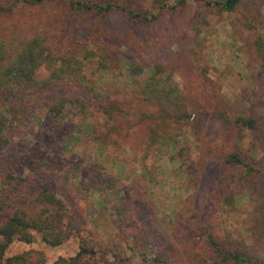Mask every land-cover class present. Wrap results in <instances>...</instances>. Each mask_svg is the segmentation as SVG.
Here are the masks:
<instances>
[{"label":"rangeland","instance_id":"rangeland-1","mask_svg":"<svg viewBox=\"0 0 264 264\" xmlns=\"http://www.w3.org/2000/svg\"><path fill=\"white\" fill-rule=\"evenodd\" d=\"M108 1L124 10H81L68 0L0 10V35L38 36L57 60L83 63L78 80L36 90L26 116L15 118L7 100L0 102L5 150L26 156L17 168L2 164L0 186L6 172L19 176L17 193L8 195L19 203L52 190L72 220L71 236L59 245L33 233L29 244L13 240L5 255L30 248L50 264L73 256L83 239L97 264H151V255L163 264H246L215 253L211 235L220 251H244L264 263V0H241L232 11L195 0ZM52 63L35 77L46 79ZM153 66L184 95L189 112L161 155L148 146L156 109L133 90ZM52 102L62 106L47 117L45 103ZM110 102L125 114L111 105L115 116L105 119ZM248 109L261 132L244 130L235 139L218 113ZM233 154L240 164L222 162ZM247 167L259 171L257 208L247 192L254 182L241 180ZM229 192L232 211L218 203Z\"/></svg>","mask_w":264,"mask_h":264},{"label":"trees","instance_id":"trees-1","mask_svg":"<svg viewBox=\"0 0 264 264\" xmlns=\"http://www.w3.org/2000/svg\"><path fill=\"white\" fill-rule=\"evenodd\" d=\"M41 1L43 0H11L10 3H4L0 0V10H10L23 2L38 3ZM195 1L209 5L214 4L224 11H232L241 0ZM68 2L71 7L81 10H88L92 7H96L99 11L111 8L124 10L122 5L108 0H68ZM184 2L185 0H175V4ZM163 6L164 4H160L158 8ZM151 17L153 15H150L148 18ZM42 45L44 44L38 36L22 38L0 35V102L4 99L7 100L8 109L15 118L23 115L26 116L30 112L31 104L37 99L35 93H38V91L36 90L47 86L57 79L76 81L83 73V63L79 59L76 57H66L57 60V57L54 58L46 46L44 45L43 47ZM255 46L258 47V43L257 45L255 43ZM52 60V67L47 78L38 80L35 77V71L42 66H50ZM97 62L104 69L108 67L102 57H99ZM158 73V67L153 66L152 73L144 78L139 86L133 90L139 93V98L147 101L156 109L150 116L153 119L149 127L148 146H154L156 152L161 155L167 149L169 143L176 140L180 126L183 120L189 117V112L187 111L184 95L175 86L161 79ZM58 100L61 101L62 99ZM45 105L48 117L49 115H56L61 109L62 103L56 105L52 102L45 103ZM109 105V108L102 109L105 119H112L115 116L112 112L113 109L119 115L125 114L116 102H110ZM111 105L117 109H111ZM143 114L141 112L142 116ZM254 114L251 109H248L245 112H240L229 117L225 114L224 110H221L218 116L224 124L233 130L232 133L235 134L233 138L239 139L244 130L255 136H259L261 130L257 125V115ZM2 128L3 123L0 121V170L2 164L4 170L17 168L25 160L26 156L8 155L5 150L7 140L1 135ZM221 160L227 164L241 163L237 154H233L231 158L228 157L226 159L222 156ZM258 172L257 169L247 167L244 173H241L242 178H244L241 180H246V184H251V179L254 182L253 187L247 192L249 199L255 204V208H257L255 192L257 189L256 178L258 177ZM2 177L3 183L0 186V213L5 212L6 214L0 219V264H44V255L39 250L28 248L10 256H6L5 252L13 240L29 244L33 239V233H38L43 243L50 247L59 245L68 239L72 234V220L68 208L64 201L52 190L35 192L24 203H19L17 197L14 199V197L9 196L8 198L10 193H17L15 190L19 185L17 180L20 177L14 176L9 172H6ZM10 199L12 202L9 201ZM218 203L226 206L229 211H232L234 207L233 193L229 192L222 195ZM249 228L254 232L256 222ZM208 241L212 245L213 251L225 259L236 263L264 264L257 257L247 255L244 251H230L229 253L220 251L217 247L218 242L211 235L208 236ZM150 262L151 264H163L161 258L156 255L150 256ZM50 264L97 263L95 261V251L86 240L81 239L78 249L73 256L68 258L57 257Z\"/></svg>","mask_w":264,"mask_h":264}]
</instances>
